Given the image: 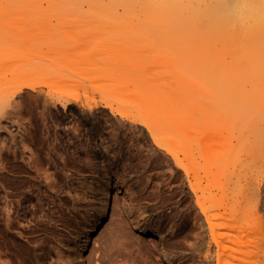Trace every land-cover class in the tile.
Returning a JSON list of instances; mask_svg holds the SVG:
<instances>
[{
	"label": "rangeland",
	"instance_id": "1",
	"mask_svg": "<svg viewBox=\"0 0 264 264\" xmlns=\"http://www.w3.org/2000/svg\"><path fill=\"white\" fill-rule=\"evenodd\" d=\"M205 1L185 0V13ZM247 1L235 13H263L264 0ZM134 14L0 13V264H79L84 242L82 264H223L220 186L264 217V24L230 22V69L252 65L221 100L234 147L219 155L191 122L183 139L165 133L188 103L214 113L204 93L165 95L186 66L210 71L205 27L180 33Z\"/></svg>",
	"mask_w": 264,
	"mask_h": 264
},
{
	"label": "bare ground",
	"instance_id": "2",
	"mask_svg": "<svg viewBox=\"0 0 264 264\" xmlns=\"http://www.w3.org/2000/svg\"><path fill=\"white\" fill-rule=\"evenodd\" d=\"M247 2V0H206L205 7L202 8L203 11L199 9L197 13L195 10L192 13H185V0H0V13H110L116 15L119 13H135L137 15L147 14L150 16L162 17L166 28L172 29L177 27L181 30L180 33H182V30L189 31L195 29L198 25L204 26L203 37L201 36L202 40L199 45H197L198 36H194L186 43V49L188 50V48L191 49V47H195L194 44L196 43L198 48L200 47L201 50H206L211 57L210 71H202L200 68V71L192 73L187 70L190 68L186 66L184 69H187H183L184 71H182L178 78V83H167L168 89L165 95L176 97L181 100V102H185L190 101L189 99H192V97L194 98L198 95L200 97V94L204 93L207 98L208 96L212 99L215 98L213 103V105L215 104L214 106H216L214 113L210 111L207 116L205 115L206 118L201 117V110L196 109L198 110L196 111L195 108L188 103L182 109L181 113L172 111V114L166 116L165 133L178 138L181 136L183 139L184 136L182 137V135L191 122L198 128V131L196 128L197 132L195 129L193 131L194 135L196 133L195 136H199L198 132L206 134L209 136L207 145L211 148L215 146L214 150L218 147L221 148L217 149L218 152L215 150L212 153L216 154L220 152L219 155L225 153L229 155V152L232 150L230 148H232L231 146L233 145L230 143V134L227 137L228 134L225 135L224 133L226 130L228 131V128L226 129V124L228 122L224 120L225 127H223V122H221V120H223L222 118L225 119V115L221 116L220 114L223 115L226 111L230 113V105L224 106L221 100L230 96V80L233 76L236 78L237 75H240V77L238 76L239 78L237 77L236 79L245 78L246 75L243 73L247 74L248 72H246V70L252 65L242 66L245 70L236 71L230 69V22H236L238 18L252 21L254 18L258 17V20L264 24V7L263 13H235L237 11L234 9L235 6L246 4ZM118 3L124 6L123 11L118 9ZM66 62V57L56 58L52 63L54 66L53 69L55 71L61 70V65ZM241 75L243 76L241 77ZM235 80L233 79V81ZM204 82H208V86L210 87L207 88V83H205V85ZM192 84L197 86L194 87ZM186 85H190V91L191 88L193 89L191 93L183 91ZM187 86V91H189V87ZM250 93L251 91L249 94ZM204 94L202 95L203 97H205ZM246 94H248V92ZM210 95H212V97ZM252 104L253 103H251V105ZM146 108L147 106L142 102L136 104L135 110L137 112H144ZM250 108L251 107H248L247 110ZM234 110L237 112L235 108ZM211 112L217 116L215 118V116L212 115L215 119L207 120L212 114ZM239 114L240 110L234 115L238 116ZM250 118L249 116L247 120ZM226 120H228V118ZM243 121L244 119L239 120L241 123H244ZM247 126H249V124ZM194 135H192V137L197 139L198 137ZM195 139L194 143H198ZM223 147L224 149L227 147L226 149H228V152L222 149ZM220 187L224 191V196L220 199H212V207L219 208L220 210L223 209V211L216 214L219 220L215 223L213 222L215 228L218 227V234L222 238L219 243V246L223 249L220 251V261L223 264H264V261L262 263L260 261L264 256V217L258 210L255 211L252 206H250L251 203H249V199L247 198L249 204L237 208V203L232 204L230 201L232 198L229 196L230 193H227L230 188H225L223 185ZM240 203L242 204V202ZM108 210L109 203L106 202L95 211V216L93 217L96 218L105 215ZM252 229L255 230L252 231ZM90 231H93V227H91ZM150 231L154 233L156 230L154 231L153 229ZM85 247L86 242H84L76 254V259L79 264H82Z\"/></svg>",
	"mask_w": 264,
	"mask_h": 264
}]
</instances>
